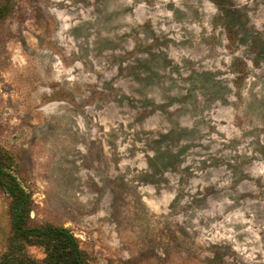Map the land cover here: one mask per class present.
Listing matches in <instances>:
<instances>
[{"label":"rangeland","instance_id":"rangeland-1","mask_svg":"<svg viewBox=\"0 0 264 264\" xmlns=\"http://www.w3.org/2000/svg\"><path fill=\"white\" fill-rule=\"evenodd\" d=\"M0 160L84 264H264V0H0Z\"/></svg>","mask_w":264,"mask_h":264},{"label":"trees","instance_id":"trees-1","mask_svg":"<svg viewBox=\"0 0 264 264\" xmlns=\"http://www.w3.org/2000/svg\"><path fill=\"white\" fill-rule=\"evenodd\" d=\"M0 183L11 196L12 228L15 233L28 238L36 237V241L46 250L48 263L84 264L83 253L78 248L75 238L66 228L63 226L32 228L26 225L28 195L12 174L4 170L1 160Z\"/></svg>","mask_w":264,"mask_h":264}]
</instances>
